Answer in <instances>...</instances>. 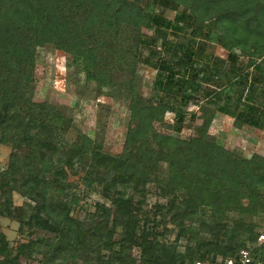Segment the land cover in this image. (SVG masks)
Returning <instances> with one entry per match:
<instances>
[{
    "label": "trees",
    "instance_id": "1",
    "mask_svg": "<svg viewBox=\"0 0 264 264\" xmlns=\"http://www.w3.org/2000/svg\"><path fill=\"white\" fill-rule=\"evenodd\" d=\"M151 3L166 6L170 4L169 6L172 7L178 5L182 7L180 18L185 17V13L189 12L190 16L200 23L204 21L219 25L217 40L228 51L230 59L227 68L237 74V87L233 99L228 91L221 93L218 90L202 89V96H212V103L221 101L215 109L235 121H240L242 125L262 126L264 130L258 107L248 103L252 97L249 94L242 96L247 80V73H242V70L252 65L263 74L264 57L258 63L250 58L244 67L237 64L234 57L248 56L252 53L264 54V0H151ZM146 24H150L156 36L160 37H164L165 27L181 29L175 24L171 25L172 23L164 21L160 15L152 14L126 0H0V143L11 148L13 158H15V149L19 145H28V143L35 145L34 156L39 165L21 171L20 177H24V181L18 185L17 190L34 202L26 221L28 228L42 229L54 236L52 243L46 242L50 247L47 261H51L52 257L55 258L59 254H66L71 247L78 246L82 251L86 249L92 252L87 260L90 264H129V255L126 252L137 246L141 255L139 264H185L195 258L208 259L209 254L231 256L236 249L247 244H241L235 250H230L220 246L217 242L219 235H214L213 242L199 239L201 242L195 244L196 257L184 260V256L176 253L171 245L157 243L153 238L148 239L147 236L154 234L153 230L142 227L139 232L137 231L139 224L137 207L123 198L121 190L147 181L151 169L159 161L167 164L168 172L171 174L169 183L174 184L176 177L179 176V179L192 178L191 183L195 185L202 184L194 198L199 201H203L206 196L212 198L213 201L208 204L213 209L212 215H217L215 217H222L223 206L229 208L227 205L231 203L232 198L236 201L239 194H246L245 196L251 198L256 187L264 185V154L252 155L244 160L234 156L222 146L207 141L204 138L208 124L206 117L203 118L198 135L186 139L150 131L151 121L160 118V113L163 111H174V121L177 124L174 129L179 130L178 124L182 120L183 111L177 110L174 105L160 102L148 107L133 104L130 106V114L136 120V124L129 129L121 154L117 156L100 154L99 150L94 148L89 151L91 141L82 135L81 143L69 148L68 157L90 152L88 154L91 155V163L86 176L90 177L94 174L97 182L101 184L104 196H108L107 194L111 192L114 197L111 198L109 207L95 203L92 216L99 218L96 226L74 222L67 217L68 206L76 202V197H68V185L59 183L65 175L51 160V154L57 148L56 136L61 138L62 132L38 118L40 113L44 114V118L46 117L50 112L49 105L46 102L29 101L22 90L23 83L28 78L27 69L34 60L35 49L44 44H51L77 59H82L85 77L100 86L109 83L102 78L103 68L97 58V50L104 46L103 34L110 33L111 37H115L121 32L120 25H125L136 34L133 35L135 42L133 49L138 50V47L136 48L138 44H149L148 40L141 39L137 34L139 27ZM244 33L254 37L252 44L233 52L241 42V39L235 38V35ZM191 34L195 36L199 34V30L192 28ZM257 40L263 45L259 51ZM191 46V44L175 45L178 51L172 52L173 61L159 58V51L153 47L143 59L139 58L137 52L132 56L134 62L151 66L155 70L153 84L162 93H176L180 105L183 106L193 99L191 94L199 88L198 78L201 70L188 68V65L194 57H206L201 50L195 51ZM249 48L255 51L251 53ZM122 56L124 57L123 54ZM152 57L156 59L152 60ZM189 71L187 77L181 74ZM22 103L28 105V110L21 114L14 108ZM33 111L37 114H32ZM7 123L12 128V133L5 137L4 126ZM34 128L35 134L32 135L31 130ZM148 133L156 149L150 148ZM10 167L12 173L17 172L16 166ZM48 169L53 175L49 180L44 175ZM12 176L11 182L14 184L16 182L14 174ZM182 179L178 181L179 184L183 183ZM53 184L55 190L62 196L56 200H50L46 196V189ZM10 189L14 190V185H9L8 190ZM232 192L235 195H231ZM162 206L157 205V210ZM171 208L173 207H164L166 212L171 211ZM186 208L187 211L176 210V217L180 220H190L194 208L197 207L189 204ZM13 214L14 207L10 199H2L0 216L11 218ZM110 215L111 223L108 226L106 223ZM201 224L202 231L208 232L210 225L204 222ZM70 227L74 228L75 236L70 235ZM116 227H120V233L118 240L114 241L112 236ZM220 228L226 229L224 224L217 225L215 229ZM226 231L228 230H225V233ZM178 232L181 236L188 233L187 236L193 238L192 229L182 223ZM244 232H250L247 239L250 240V245H254L252 252L264 260V242L260 244L256 242L259 232L251 233L248 229ZM137 234L139 241L136 240ZM114 243H117V250L112 249ZM33 244L31 240L27 243H18L12 256L4 236L0 235V255L3 254L7 259L6 264H20L19 255L28 256ZM100 249L110 250L106 258L100 257Z\"/></svg>",
    "mask_w": 264,
    "mask_h": 264
},
{
    "label": "rangeland",
    "instance_id": "2",
    "mask_svg": "<svg viewBox=\"0 0 264 264\" xmlns=\"http://www.w3.org/2000/svg\"><path fill=\"white\" fill-rule=\"evenodd\" d=\"M136 4L140 8L160 15L164 21L175 24L180 30L173 29L172 26L165 27L164 37L156 36L150 24L139 27L137 34L143 40H148L149 44H138V50L133 49V35L125 25H120L121 32L115 37L110 33L103 34L104 46L97 50V58L101 64L102 78L107 84L98 86L95 81L85 77L83 72L82 59L75 58L72 54L55 48L51 44H44L35 49L32 65L27 69V80L23 83V92L29 101L42 103L46 102L50 107V112L39 114V119L45 120L48 125L53 126L62 132V137L56 136L58 142L56 151L51 154L52 163L61 168L65 178L60 180L61 185H68V197L75 196L76 202L68 206L67 217L74 222H81L84 225L96 226L99 218L92 216L95 203H101L109 207L111 198L114 195L109 192L104 196L101 184L95 179V175L86 176V171L91 163V155H74L68 157L69 148L74 144L81 143V135L88 138L91 144L88 150L98 149L101 154L117 156L122 153L124 140L130 128L136 124V120L131 117L130 106L143 105L148 107L160 102L165 105H174L177 110L183 111V117L179 125V130H175L177 125L174 121V111H163L160 118L151 121L150 131H158L168 134L171 137L186 139L190 136H197L202 127L203 118L208 119L205 128L204 138L214 144L220 145L229 150L234 156L247 160L252 155L264 154V130L262 126L246 127L240 121H235L232 117L225 115L215 109L221 101L212 103L211 97H203L202 89L209 91H228L231 99L237 87V74L227 68L229 61L228 51L217 40L219 35V25L206 22H199L193 19L189 12L185 17L180 18L182 7L176 5L152 4L151 0H126ZM199 30V34L192 35L191 29ZM241 39L240 44L235 48L237 51L241 47H249L253 36L244 33L237 34L235 38ZM243 39V40H242ZM191 44L193 50H201L206 57H194L188 68L201 70L199 72V88L191 94L185 106L180 105L176 93H162L154 84L155 70L148 65L134 62L132 56L135 52L139 58L147 56L150 48L159 51V58L172 60V52L177 53L175 45ZM264 44V43H263ZM258 51L263 47L261 41L257 40ZM251 48H249L250 50ZM121 50V51H120ZM117 51V53H115ZM252 51L255 50H250ZM124 55V57L122 56ZM234 55V54H233ZM252 55V56H251ZM248 56L236 55L235 62L240 66L247 63L252 58L255 62L264 57L263 55L251 54ZM120 56V57H119ZM152 60L156 58L152 57ZM106 63V65H105ZM247 73L246 84L243 87L242 96L249 94L253 103L259 109L261 122L264 124V73H259L252 65L245 67L242 73ZM189 72H181L185 77ZM204 76V78H202ZM247 103V101H246ZM15 111L23 113L28 110L27 104L15 106ZM36 115L37 112H31ZM31 125V124H29ZM4 135L9 136L12 128L8 123L4 126ZM35 134V128L31 130ZM147 134L150 148L156 149V145ZM35 145H19L15 149V158L12 157L11 148L0 143V202L2 199H10L14 207L13 217L0 216V235L4 236L9 247V252L13 256L18 243L33 241L31 252L28 256L20 254L18 261L20 264H90L87 262L91 257L88 250H80L78 246L71 247L64 254L52 257L47 261L50 254V247L46 242L52 243L54 236L47 231L37 228H28L26 221L34 204L18 191V185L24 181L20 177L21 171L33 169L39 165L34 152ZM49 153V152H46ZM32 156V158H30ZM11 165L16 166L17 172H11ZM101 172V171H100ZM14 174L15 183L12 184L11 176ZM47 180L53 175L50 170L44 172ZM13 177V176H12ZM171 174L168 172L166 162L159 161L151 169L148 180L134 186H129L121 190L122 196L128 199L132 206L137 207L138 232L144 228L153 230L154 234L147 236L153 238L157 243H164L174 247L176 253L183 255L184 260L196 257L195 244L205 241H214V235H219L217 242L220 246L235 250L241 244H249L248 236L251 233H264V185L256 187L253 197L249 198L244 194L231 203L223 206L222 217L212 215L210 204L212 198L206 196L203 201L194 198L198 194L202 184H194L192 178L176 177L174 184L169 183ZM183 180L179 184V180ZM9 185H14L15 189L8 190ZM54 184L46 189V196L50 200L61 198V194L54 188ZM241 191V190H240ZM242 193V191H241ZM231 195H235L233 192ZM196 205L190 220H180L176 217V210H186V205ZM157 205H163L157 210ZM173 207L166 212L164 207ZM134 207V209H136ZM112 211V208H110ZM176 211V212H175ZM201 222L210 225L208 232L202 231ZM111 215L107 219L106 225H110ZM180 223L194 232L193 238L181 236L179 231ZM225 225V228L216 230L217 225ZM201 224V225H200ZM101 226V223H100ZM225 230L226 231L225 233ZM70 235L75 236L74 228L70 227ZM137 232V233H138ZM120 227H116L112 236L114 241L119 238ZM191 233V232H190ZM189 233V235H190ZM249 233V234H248ZM138 234L136 240L138 239ZM94 248V246H92ZM113 250H117V243L112 245ZM110 250L100 249V257L106 258ZM126 254L129 255V264H139L140 248L134 246ZM219 254H209L208 259H212ZM4 255H0V264L5 263Z\"/></svg>",
    "mask_w": 264,
    "mask_h": 264
},
{
    "label": "built area",
    "instance_id": "3",
    "mask_svg": "<svg viewBox=\"0 0 264 264\" xmlns=\"http://www.w3.org/2000/svg\"><path fill=\"white\" fill-rule=\"evenodd\" d=\"M257 244L264 242V233L259 232L256 236ZM254 245L246 244L236 249L231 256H216L212 259L195 258L185 264H264L259 256L252 252Z\"/></svg>",
    "mask_w": 264,
    "mask_h": 264
}]
</instances>
